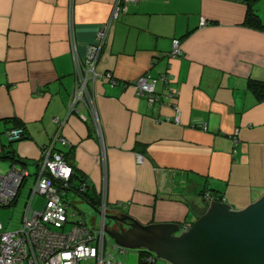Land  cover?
<instances>
[{
  "label": "crops",
  "instance_id": "1",
  "mask_svg": "<svg viewBox=\"0 0 264 264\" xmlns=\"http://www.w3.org/2000/svg\"><path fill=\"white\" fill-rule=\"evenodd\" d=\"M116 1H73L82 58ZM70 2L0 0V174L12 165L30 174L16 202L4 207H16L22 199L25 212L31 189H23L29 179L36 180L41 153L58 132L56 118L66 120L62 135L69 143L56 149H73L69 156L77 173L67 197H80L73 187L82 180L99 202L94 205L89 198L97 208L105 197L114 214H129L145 225L182 227L201 215L206 191L236 210L257 201L264 194V99L249 81L264 82V30L246 23L244 0H138L129 5L99 60L100 71L113 73L119 83L95 85L102 139L90 113H83L87 122L68 115L75 89ZM260 2L254 8L264 21ZM203 20L207 25L202 27ZM174 40L181 42L183 54L169 57ZM167 73L173 77L170 90L180 95L165 104L150 106L130 86L144 75ZM168 92L157 83L158 95ZM18 127L25 138L10 142L7 132ZM34 201L32 208L40 211L45 200L40 209ZM118 203L127 207L117 209ZM83 220L88 223L83 216L73 223ZM91 224L99 227L101 216ZM114 255L121 264H149L141 262L139 251Z\"/></svg>",
  "mask_w": 264,
  "mask_h": 264
},
{
  "label": "built area",
  "instance_id": "2",
  "mask_svg": "<svg viewBox=\"0 0 264 264\" xmlns=\"http://www.w3.org/2000/svg\"><path fill=\"white\" fill-rule=\"evenodd\" d=\"M74 0L69 8V41L75 65V89L68 105V115L75 114L82 120H88L83 114L90 113L97 128V135L102 139V132L97 111V92L95 85L106 82L115 87L118 81L113 73L101 72L99 60L104 49L109 45V37L113 31L115 22L127 11L128 6L136 4L138 0H117L114 4L112 15L107 23L99 30L97 41L89 46L85 57H81L78 51V43L75 37ZM203 20L201 26H206ZM183 54L179 40L173 41L172 51L169 57H177ZM173 77L170 73L152 78L144 75L131 83V88L139 96H145L150 106L156 102L167 103L180 95V91L170 90ZM158 82L165 84L169 92L165 95L156 93ZM175 123L180 122V109L176 108ZM169 122L170 119H165ZM58 124V132L52 139V144L41 153L38 172L33 188L29 195L22 226L19 230L9 231L0 222V264H121L115 257V252H123L125 249L116 246L108 239L104 230V222L96 229L87 222L73 223L70 219L75 216L69 214L70 204L67 192L71 189V179L74 175L72 166L65 160L63 154L56 148L57 145L68 147V140L62 135L65 121L54 119ZM25 131L22 127L13 128L7 132L9 140H20ZM238 130L234 133V142ZM137 162L141 163L143 157L137 155ZM30 177L26 169H18L13 165L6 175L0 174V207L13 205L20 194L21 188ZM86 184L81 192L86 189ZM35 196L43 197L44 204L40 211L34 210L32 204ZM207 202L220 201L206 191L203 194ZM223 199L222 201H224ZM127 205L118 203L117 209H124ZM103 215L108 213L109 207L105 197L99 206ZM190 224H185L183 229L188 231ZM107 244L111 251L107 252ZM146 262H156L155 256L150 255Z\"/></svg>",
  "mask_w": 264,
  "mask_h": 264
},
{
  "label": "water",
  "instance_id": "3",
  "mask_svg": "<svg viewBox=\"0 0 264 264\" xmlns=\"http://www.w3.org/2000/svg\"><path fill=\"white\" fill-rule=\"evenodd\" d=\"M79 196L92 211L102 215L100 209L81 193ZM104 221L105 234L116 246L129 251L149 252L156 261L170 264H264V194L240 210L233 209L226 200L206 202L201 215L193 223H188L191 225L188 231L176 223L145 225L129 214H114L110 209L104 215Z\"/></svg>",
  "mask_w": 264,
  "mask_h": 264
},
{
  "label": "rangeland",
  "instance_id": "4",
  "mask_svg": "<svg viewBox=\"0 0 264 264\" xmlns=\"http://www.w3.org/2000/svg\"><path fill=\"white\" fill-rule=\"evenodd\" d=\"M263 1V2H262ZM258 5L257 8H260V13L264 16V0H262ZM9 172V171H8ZM7 172V173H8ZM6 173V174H7ZM34 178L28 180L27 185L24 187V192H29L30 189L33 188L34 185ZM68 202L70 204L69 214H75V216L71 217V221L82 219V216L88 220V224H91V220L93 218L97 219V223H99L100 216L92 211L90 207H88L80 197L74 195L73 193H69L68 195ZM43 199V198H42ZM42 199L37 198L34 201V208L40 209L42 205ZM22 199L19 201L16 207H3L0 208V221L4 224L6 229L9 231H16L19 230L22 226V219L24 208L22 207ZM81 214V215H80ZM107 251L110 252V246L107 244ZM159 261V260H158Z\"/></svg>",
  "mask_w": 264,
  "mask_h": 264
},
{
  "label": "trees",
  "instance_id": "5",
  "mask_svg": "<svg viewBox=\"0 0 264 264\" xmlns=\"http://www.w3.org/2000/svg\"><path fill=\"white\" fill-rule=\"evenodd\" d=\"M261 0H244V3L247 5V14H246V23L248 25H250L251 27H254L256 29H261L264 30V21L259 17V15L256 13L255 10V5L260 2ZM249 87L250 89H252V91L258 96V98L260 99H264V82L261 81H256V80H250L249 81ZM25 138V135L22 139ZM73 149L70 148L69 152H63V151H59L63 154V157L65 158V160L72 166L73 170H74V176H76V172H75V168L71 163V157L69 155H71L70 153L72 152ZM72 177V179H73ZM72 179H71V185H72ZM80 184L79 186H74L73 190H75L77 193H81L82 196H84L86 199L92 201V203L94 205H97L99 202L96 201L94 198L90 197L89 192H87L86 190H83L82 192H80L81 188L83 187L85 183V181L80 180ZM87 185V184H86ZM88 186H86L87 188ZM215 198H218L220 201H222L224 199V197L222 196H216L214 195ZM101 204V203H100ZM140 252V258H141V262L142 263H147L146 262V258L148 256H150L151 254L149 252L146 251H139Z\"/></svg>",
  "mask_w": 264,
  "mask_h": 264
},
{
  "label": "bare ground",
  "instance_id": "6",
  "mask_svg": "<svg viewBox=\"0 0 264 264\" xmlns=\"http://www.w3.org/2000/svg\"><path fill=\"white\" fill-rule=\"evenodd\" d=\"M101 222H104L105 223V221H104V215L103 214L101 215ZM95 228L97 229L98 227H95Z\"/></svg>",
  "mask_w": 264,
  "mask_h": 264
},
{
  "label": "flooded vegetation",
  "instance_id": "7",
  "mask_svg": "<svg viewBox=\"0 0 264 264\" xmlns=\"http://www.w3.org/2000/svg\"><path fill=\"white\" fill-rule=\"evenodd\" d=\"M218 197V196H217ZM206 201V200H205ZM207 202V201H206Z\"/></svg>",
  "mask_w": 264,
  "mask_h": 264
}]
</instances>
